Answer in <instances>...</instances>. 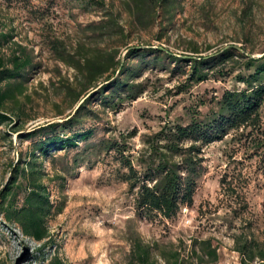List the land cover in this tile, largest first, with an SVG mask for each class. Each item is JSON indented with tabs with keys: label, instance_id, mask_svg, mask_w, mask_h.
<instances>
[{
	"label": "rangeland",
	"instance_id": "1",
	"mask_svg": "<svg viewBox=\"0 0 264 264\" xmlns=\"http://www.w3.org/2000/svg\"><path fill=\"white\" fill-rule=\"evenodd\" d=\"M99 1L106 6L89 0H0V36L10 37L1 41V55L8 57L21 47L33 59V68L25 73L24 94L10 103L24 112V134L62 123L83 103L84 96L77 102L68 93L72 89L77 96L82 85L77 72L60 59L67 52L90 56L118 50L116 60L125 64L119 80L128 84L106 92L115 109L105 107L103 95L90 100L81 125L72 130L91 131L87 141L79 140L78 147L68 151L57 149L44 161L49 176L43 184L52 203L46 220L49 242L24 237L0 215V264H54L55 259L62 264H122L130 251V232L145 242L163 244L183 241L189 246L193 239H210L218 248L216 264H241L235 237L244 234L264 243V156L245 147L250 130L243 137L242 131L232 132L204 147L193 206L172 220L138 216L134 197L121 180L126 170L105 152L92 154L87 147L136 130L130 145L138 150L143 136L166 123L187 125L192 115L208 114L212 101L224 92L245 89L239 76L253 74L262 64L247 70L248 60L264 56V0H168L157 19L142 26L126 13V0ZM105 10L118 16L122 37L87 30L101 22ZM132 48L140 52L129 56ZM161 49L178 60L210 58L226 50L230 54L203 66L208 79L196 82L190 77L191 63L157 54ZM260 114L264 124V103ZM4 133L7 129L0 127V192L19 156L40 139ZM81 152L83 161L76 165L75 155Z\"/></svg>",
	"mask_w": 264,
	"mask_h": 264
},
{
	"label": "trees",
	"instance_id": "2",
	"mask_svg": "<svg viewBox=\"0 0 264 264\" xmlns=\"http://www.w3.org/2000/svg\"><path fill=\"white\" fill-rule=\"evenodd\" d=\"M106 6L103 1L89 0ZM168 0H126L123 7L134 24L142 26L148 21H155L158 12ZM87 30L101 37H122L124 27L118 16L110 10H105L99 24L88 26ZM9 36H0L1 41L9 40ZM92 39V38H89ZM136 48L128 49V55L139 53ZM157 54H165L157 50ZM230 50L208 58L174 59L166 53L167 58L192 64L191 80L206 81L207 75L202 67L211 62H221L228 57ZM118 50H101L90 56L79 55L78 52H67L62 62L72 67L81 79L82 88L77 96L69 89L70 97L79 102L84 100L74 114L64 119L62 123L45 124L24 134L20 122L24 112L12 108V101L24 94L25 73L33 68V59L27 50L19 47L8 57L0 52V127H5L7 133L17 134L20 139H40L31 142L29 152L19 156L18 162L11 167V178L8 185L0 192V215L5 223L15 225L24 237L36 242L48 243L51 236L46 220L51 214L52 203L48 187L43 181L49 175L44 169V161L52 156L54 151L74 149L79 140L87 141L91 131L74 133L72 130L81 125L80 116L87 109L91 99L103 95L102 103L107 108L110 105L105 94L115 89L116 92L128 84L119 80L125 72V64L116 60ZM263 61V62H262ZM257 63H262L253 74L245 78L239 76V81L245 85L240 91H226L219 100H213L209 113L202 116L192 115L189 124L166 123L153 135L141 138V148L133 149L130 140L137 134L136 130L128 134H120L117 138L102 140L87 147L105 152L126 170L121 180L127 183L129 193L134 197L136 214L143 218L172 220L182 209L192 208L197 181L202 171L201 158L204 147L218 141H223L230 133L238 134L250 130L245 143L261 152L264 156V124L260 110L264 103V56L261 59H249L247 70ZM99 84V85H97ZM112 98V96L110 97ZM129 99V98H127ZM130 98L129 100H133ZM111 100V99H110ZM113 101V100H111ZM122 103V102H121ZM115 109V108H114ZM3 136H1L2 138ZM67 155V153L65 154ZM82 152L77 153L74 162H82ZM54 158V157H53ZM60 176H56L55 179ZM23 195L20 204L19 197ZM20 204V205H19ZM128 242L130 251L122 264H216L218 248L212 240L193 239L188 246L183 241L178 244H163L158 241L145 242L137 233L130 232ZM235 251L242 256L241 264H264V243L259 244L240 234L235 237ZM54 264H62L59 259Z\"/></svg>",
	"mask_w": 264,
	"mask_h": 264
}]
</instances>
